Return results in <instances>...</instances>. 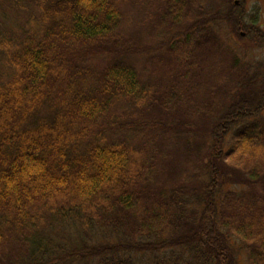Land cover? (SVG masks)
Returning <instances> with one entry per match:
<instances>
[{
	"label": "trees",
	"instance_id": "16d2710c",
	"mask_svg": "<svg viewBox=\"0 0 264 264\" xmlns=\"http://www.w3.org/2000/svg\"><path fill=\"white\" fill-rule=\"evenodd\" d=\"M259 21L246 0H0V264H264V60L221 34L263 48ZM165 136L196 148L187 178L172 159L159 181Z\"/></svg>",
	"mask_w": 264,
	"mask_h": 264
},
{
	"label": "rangeland",
	"instance_id": "374dc122",
	"mask_svg": "<svg viewBox=\"0 0 264 264\" xmlns=\"http://www.w3.org/2000/svg\"><path fill=\"white\" fill-rule=\"evenodd\" d=\"M246 7L248 10L251 8L257 9L259 8L260 12V21L259 25L261 29L264 31V0H246ZM149 11H151V8L147 7H141L139 4L135 3H130L129 5H126L125 10H124V22H126L125 26L127 29V32H137V33H143L144 34V43L145 47L148 46H154L157 44L158 41L161 40V29H158L157 26H155L152 30L149 29V22L148 18H151L149 15ZM156 11V10H154ZM154 17L152 18H157V12H154ZM151 32V33H150ZM132 33V34H133ZM221 34L225 36L227 40L230 39L232 44L236 46L239 51H241L243 54L246 55L248 60H255V61H262L264 60V47H256L248 42V40L245 38L243 40H239L238 38L234 37V35H231L229 33L228 28H225L224 30H221ZM148 57L151 56V54L147 55ZM136 60V59H135ZM136 65L139 67V69L144 73L145 75V80L146 83H150L155 85L157 88L160 86L159 79L162 73L159 71H154V64L153 61H149L146 66L145 60H143V57L137 58L136 60ZM158 68V66H157ZM173 123V121H172ZM175 133L170 132L167 133L166 135H174ZM159 139L155 136L153 139L154 145L157 143ZM160 147L162 148V151L164 152L167 148L168 151L164 153L165 157L161 155L163 158L161 163H162V168L160 166V169L162 172H160V178L159 181H170L169 178H172V173L167 174V170H170V166L172 162L170 160L175 159V160H181V164L183 165L182 167H174L178 169V172L180 173V176L177 177V180H181V176L184 179L183 176H186V178L192 173L195 168H193L195 161L193 160L196 156V148L195 147H190L193 148L191 150L192 155V163L189 161L190 159L185 156V151H186V144L184 142L180 143H174L173 138L165 136L163 138V141L159 143ZM158 146V145H157ZM159 147V146H158ZM188 169L185 171L184 169ZM193 169V170H192ZM183 171V175H182ZM170 175V176H169ZM233 189H237V186H232ZM247 260L245 257L242 258V263L247 264Z\"/></svg>",
	"mask_w": 264,
	"mask_h": 264
}]
</instances>
